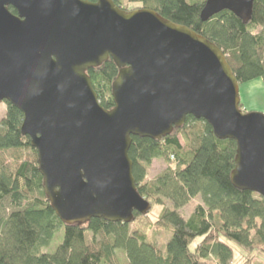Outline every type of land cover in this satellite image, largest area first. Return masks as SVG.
<instances>
[{
  "label": "water",
  "instance_id": "water-1",
  "mask_svg": "<svg viewBox=\"0 0 264 264\" xmlns=\"http://www.w3.org/2000/svg\"><path fill=\"white\" fill-rule=\"evenodd\" d=\"M253 2L208 0L200 20L227 11L246 25ZM108 60L118 69L110 111L87 76ZM1 103L22 114L44 195L65 226L145 216L131 138L160 141L189 116L235 142L231 185L264 199V115L240 110L239 84L216 46L151 10L125 12L111 0H0Z\"/></svg>",
  "mask_w": 264,
  "mask_h": 264
},
{
  "label": "trees",
  "instance_id": "trees-1",
  "mask_svg": "<svg viewBox=\"0 0 264 264\" xmlns=\"http://www.w3.org/2000/svg\"><path fill=\"white\" fill-rule=\"evenodd\" d=\"M111 1L125 12L151 10L203 37L223 53L239 85L264 82V0H254L246 25L227 11L201 22L200 12L208 0H135L138 7L131 10L121 7L122 0ZM9 11L16 15L14 9ZM117 74L111 60L87 71L106 111L114 107L111 85ZM4 104L0 154L27 151L35 159L0 158V264H118V251L126 264H232L228 243L243 251H264V199L231 185L236 144L216 139L203 120L189 116L181 128L160 141L131 138L128 158L137 192L149 204L163 207L157 225L171 235L163 248L138 230L130 231V224L143 216L138 213L129 224L91 219L82 226L63 225L44 195L37 153L29 138L21 135L22 114ZM159 159L167 171L142 184L146 169ZM196 198L200 204L184 218L179 211ZM58 230L63 231L61 244L52 254L43 253Z\"/></svg>",
  "mask_w": 264,
  "mask_h": 264
},
{
  "label": "rangeland",
  "instance_id": "rangeland-1",
  "mask_svg": "<svg viewBox=\"0 0 264 264\" xmlns=\"http://www.w3.org/2000/svg\"><path fill=\"white\" fill-rule=\"evenodd\" d=\"M135 0H122L121 7L127 8L129 10L137 8V4H134ZM239 99L241 104V110L244 114L246 113H261L264 115V82L261 80H253L248 83H243L239 85ZM6 113V105L4 103L0 104V120L4 118ZM12 158L13 160H29L33 161L35 158L30 152L20 151V152H9L5 154H0V158ZM168 166L165 164L164 160L159 159L152 162L151 166L146 169L145 179L142 184L152 183L157 176L167 171ZM164 206L169 207L170 205L164 201ZM200 204V200L196 198L188 205H186L179 212L184 217L187 218L194 207ZM163 207L150 204V210L145 216H142L133 224L129 226L130 231L138 230L146 236L149 242L156 244L157 247L165 246L166 242L170 239V233L157 225V217L161 212ZM90 235V234H88ZM87 235V237H88ZM63 240V231L58 230L51 242V244L44 249L43 253L52 254L56 248L61 244ZM201 240H195L191 244V249H193ZM228 245L233 250V263L232 264H264V251L263 249H256L253 251H243L234 244L228 243ZM116 262L118 264H126L125 256L122 252L118 251L116 255Z\"/></svg>",
  "mask_w": 264,
  "mask_h": 264
}]
</instances>
